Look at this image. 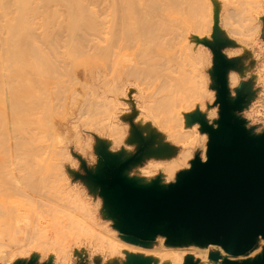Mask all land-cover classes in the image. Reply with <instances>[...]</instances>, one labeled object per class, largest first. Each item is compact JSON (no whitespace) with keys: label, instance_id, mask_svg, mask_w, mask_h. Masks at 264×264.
I'll list each match as a JSON object with an SVG mask.
<instances>
[{"label":"rangeland","instance_id":"obj_1","mask_svg":"<svg viewBox=\"0 0 264 264\" xmlns=\"http://www.w3.org/2000/svg\"><path fill=\"white\" fill-rule=\"evenodd\" d=\"M100 1V6L103 7L106 2L105 0ZM202 1L205 9V12H203L204 17L199 21L200 23L194 33L192 32L193 30H190L192 33L187 31L190 36L188 34V36H184V40H188L187 42L185 41V45L187 43L186 46L188 47L187 50H189L192 44L194 46H191V49L196 48V53L193 58H189L190 62H186V54H182V59V56L178 54L183 50H180V48H185L183 46L177 49V46L182 44L180 42L181 35L178 41L179 38H176V32L173 31V33L170 30L171 34L169 32L167 34L173 35V38H175V40L172 38L175 45H170L172 43L170 40L172 36L167 37L168 35L165 34L166 38L164 37L163 39L169 38L170 40H166V42L170 43H165L168 47L167 45H162V43L159 45V42H157L158 45L156 43L157 46H154L156 48H152L151 52H154L160 46V50L158 48L155 51L156 53H154L159 55L158 51H160L159 59L161 57V60L165 57L163 53H166V58L170 59L169 62L167 61L169 68L163 71L158 79H153L152 76L154 74H150V72V79L146 77L148 76V73H146V79H144L143 75V79L140 77L136 81L137 86L132 95L133 100L130 102L123 100V103L126 104L121 108L123 109L124 119L130 121V125L140 129L145 136L152 133L155 135L158 134L160 138L165 136L167 138V130L163 131L159 125L154 126L155 124L153 125L151 122H148L149 119L145 117L144 113L142 116L139 114L138 108L144 103L145 97L149 98V102L158 101L157 103L163 105L175 99L179 101L176 104L177 107H173L174 112L179 111L185 114V117L188 115L191 117V120L194 119V122L192 121L193 123L190 125L197 126L199 124L202 128L200 121L204 120V123L207 125H212L211 127L217 128L220 119V106L218 104L220 83L218 81V74L225 68L229 100L233 103L238 99H243L242 109L236 112V117L245 123L246 129L253 136H262L264 135V0ZM10 3L12 4V2H9V7L13 8V13L11 14L10 12V16L12 15L11 18L7 10L6 12L3 10L7 14L3 18V11L1 12L0 10L2 13V15L0 14L1 20L5 19L6 21L7 17L10 20L14 19L15 5L12 4L10 6ZM101 7L99 8L103 9ZM8 10L11 11L10 8ZM235 12L240 13V15L242 14L241 18ZM64 15L62 17L65 18ZM32 18L34 17L32 16ZM32 18L29 20L32 21ZM246 18L247 22L244 23V19ZM107 19L112 21L111 16ZM3 20L2 22H5ZM37 20L39 19L35 20L36 24L35 21H32L33 23L31 22L32 26H34L32 29L36 27L34 32L39 28L37 27L39 26L37 23L40 20L38 22ZM5 23H3L4 27L2 28L9 27L5 26ZM244 24L250 25L252 31L242 32V25ZM0 26H2V23H0ZM4 32L3 29L0 30V43L9 36L4 35ZM37 32L39 33L41 30L39 31L38 29ZM193 36L194 38H192ZM5 40L2 42L3 47H1V44L0 48L5 47L6 49H3V51L0 50V53L7 55L6 58H4L5 55L3 56L4 59L0 55V59L3 60H0V64L5 63L7 60L6 63L9 62L8 66H10L8 67L6 65L8 67L7 70L10 72V70L15 68L12 70L14 73L11 71V74H8L9 78L12 79L10 75L15 76L14 74L20 66L19 63L13 60L15 51L13 52L7 44L4 45V43H7V40L6 42ZM161 41L164 40L161 38ZM95 42L97 40L92 43ZM98 42H102V44ZM98 42L96 46L92 43L90 44L91 51L89 49L86 50L85 56L88 54V57L90 56L89 58L83 56L84 59H87L85 60L87 61L86 64L90 67L84 65V59L81 57L79 63L81 64L83 60L84 64L82 63L83 65L75 67L76 69L74 68V70H78L74 73L72 72V76L67 77L69 79H78V83L76 81L69 83L73 87L72 90L76 89L80 94L74 97L77 100L76 105L72 104V91L66 94V98L60 100L57 111H50L47 115L56 124V129H58L57 136L51 137L48 132H43L44 134H39L38 131L27 133L26 130L32 129V125L24 131H15L11 127L8 128L7 125V129H3V124L0 122V264H134L136 256L142 257L140 260L147 262V264H160L157 261V257L164 247L187 253L194 246L202 249L207 247L190 242L178 243L174 246L172 245L173 247H168V240L164 236H157L155 239L145 242L139 240L133 241L120 233L118 228L119 216L112 210L111 204L104 195L102 191L103 187L98 183L97 178H110L114 176V169H116L121 171L122 177L133 181L141 173L151 171L152 174H155L153 176L154 178L157 175L161 177L160 184L166 188L176 183L181 173L190 170L191 164L196 158L202 160V158L207 156L209 135L201 129L202 134L207 135L205 147L202 142H198L192 146L186 145L184 148H182L183 146H179V144L177 145L171 142L172 148L174 146L176 147V145L178 148L174 147L173 150L170 147L174 152L171 151L173 154H171L169 161H173V158H178L180 152L190 149L189 156L184 160L183 166L176 168L173 175H163V170L157 171L155 168L150 167L149 164L156 160L147 156L146 152L148 148L144 142H140L141 144H139V140L137 142L135 140L134 143L130 142V144L127 141L128 144L125 142H117L115 138L107 139L108 137L106 138L96 126L98 125V119V121L95 119L93 121V119L90 120L91 118L88 119V114L80 115L84 98H88V104L94 105L101 100L103 97L102 94L107 93L112 84H114L113 86L115 88L116 86L119 87L121 83L120 81V83H117L122 70V68L120 69L119 56L114 57L113 55L115 54L113 53V57L108 62L104 58V61H100L102 57L98 53L99 51L101 53L102 49L106 47V42L104 39L98 40ZM176 43L179 44L176 46ZM189 44L191 45L189 46ZM93 46L97 49H94ZM162 46H165V49L175 46L174 49H177V51H170L169 48V52L167 53V50L165 51ZM161 47L165 52L162 49L161 53ZM94 50H97V53H94ZM187 50L186 53L189 52ZM151 52L149 54H151V57L155 61L158 56L156 57ZM91 54H93L92 56L94 54L99 56H97L98 58L95 57L93 61ZM9 58L11 61H9ZM166 58L161 63L158 62L159 59L156 61L160 64L165 63L164 65H167L165 62ZM27 61V64H32L31 59L30 61L27 59ZM158 63L157 65H160ZM12 65L16 66L13 67ZM1 66L3 65L1 64ZM6 66H4V69L3 67L1 69L5 70ZM29 67L31 68V66ZM146 67H141L140 65V69L142 70ZM30 68H27V72H29L27 77L29 78L30 76L33 78L29 71ZM2 70L0 71L3 73L2 77H6L3 75L4 73L6 75L7 71L3 72ZM84 74L88 78H85ZM99 75L102 78L104 76V78L101 79ZM113 75L117 77L115 76V78ZM109 78L112 81L107 85L106 82L110 81ZM3 82L1 81L0 85L2 87L0 88V96L4 92L5 98L7 86L4 87ZM105 85L109 88H106ZM108 94L109 98H114L113 95L110 96L111 93L108 92ZM147 98H145V101ZM0 101L2 102V100ZM3 101L5 102H2L4 107L7 103L6 99ZM134 102L137 105H134ZM3 107L1 108L3 109ZM2 109L0 110L2 112L0 116L2 114L1 118L6 119L5 121L0 119V121L2 120L5 122L4 124H7L9 122L7 118H10L9 111L7 106H5L4 110ZM158 114L159 116L165 115L163 112H158ZM4 115L7 117H3ZM41 116L43 115L41 114ZM31 119L34 118L31 117ZM87 119L92 122L86 121ZM147 123L148 125L150 124L148 126L151 127L150 130L144 129V125ZM202 134L200 133V135ZM26 137L30 138L29 147L31 149L41 150L40 155L39 152L37 153L38 156L31 154V159L36 162L48 158L47 155L49 152L54 150L49 155L54 167L48 173V180L44 178L42 180L43 184L40 187L26 181L27 172L23 166V162L27 156V150L24 146ZM114 156H118L117 159ZM107 157L118 162L115 161V164L112 162L113 160ZM107 159L109 160L107 161ZM5 161H7V164L4 163ZM9 165L12 166L8 167ZM3 166L7 168L4 169L2 168ZM8 211H10L12 217H10L11 215H9ZM24 219H28L31 223L30 228L32 231L37 230L39 232V238L42 240L41 246H32V244L28 246L24 242ZM111 237H114L113 240H116L114 243L115 246L110 243ZM262 242L264 240L259 239V247L256 249L258 245L256 244V247L251 252L240 258L230 257L228 255L225 257L236 262L253 261L263 253L261 249ZM218 252L217 250L210 251V253ZM189 263L186 262V264ZM191 263L198 264L195 261ZM222 263L223 261L218 262V264Z\"/></svg>","mask_w":264,"mask_h":264},{"label":"bare ground","instance_id":"obj_2","mask_svg":"<svg viewBox=\"0 0 264 264\" xmlns=\"http://www.w3.org/2000/svg\"><path fill=\"white\" fill-rule=\"evenodd\" d=\"M198 1L199 0H105V5L101 7L100 0H0L1 12L3 10L6 12L7 10L9 12L10 18L12 16H10V12L11 14L13 13V8L9 7V2H12V4L15 5V7L13 6L15 9V15L13 16L14 19H11L13 20L12 23L10 19H7L9 17L6 18V21L9 20V23L7 22L8 25L7 23H5V19H2L3 21H5L2 22L0 18V23H2V26H0V30L3 29L5 31L4 35H9L7 36L8 39L6 37L7 43H4V45L7 44L8 47L13 50V52L15 51V54L13 53V60H15L16 63H19L20 66V70L17 69V72H20L17 73L15 71V76L10 75V77H12L11 79L9 78L8 74H11V71L15 68L10 70L9 72L7 69L10 66H8L9 62L6 63L7 60L5 61V63H1L3 66H1L0 64L1 68L3 67V69L4 66H8H6L5 70H2L0 68V71H7L6 75L5 73L3 75L6 77H2L3 73L0 72V80L4 81V87L7 86L5 90V98L4 92H2L3 94L1 93L0 98H2V96L3 98L0 100L4 102L3 100L6 99L7 105L5 106H7L10 116V118H7L9 119V122L6 120L8 123L4 124L5 122L3 121H5L6 118L2 119L1 114L0 119H2L3 121L1 120L0 122L3 124V129H7V125L8 128L11 127L15 131H24L25 129L30 127V125H32V129L26 130L27 133L38 131L39 134L48 132L51 137L57 136L58 129H56V124L52 122L50 120V116L47 115L50 111H57V106L58 103H60V100L66 98V94L71 93L72 91V104L76 105L77 100L74 97L76 95L79 96L80 94L76 89L72 90L73 87H71L69 83L71 81H76L78 83V79H69L67 77L72 76L71 73H74L78 70H74L75 67L84 64L83 60L81 64L79 63V60L81 57L84 59L83 56L86 55V50L89 49V51H91L90 44L96 40L98 42V40L104 39L106 42V44L104 42L106 47L104 49L101 48V53L98 50V54H100V57H102L100 61H104L105 59L108 62L111 57L119 56V64L121 66L120 69L122 68V70L121 76L119 75L120 79L118 78V82L116 79V82L121 83L119 87L115 85V88L113 86L114 84H112L113 87L111 86L109 90L107 89V93L102 94L103 97L101 98V100L99 102H96L94 105L88 104V98H84L82 109L80 110V115L88 114V119L91 118L90 120L93 119V121L98 119V125L96 126L101 130L106 138L108 137L107 139L115 138L117 142L125 143H128L127 141H129V143H134L135 140L136 142L139 140V144L144 142V144L148 148V151L146 152L147 156L152 157L156 160L155 162H151L150 164L148 163L150 167L155 168L157 171L163 170V175H173L175 169L183 166L184 160H186V158H188L189 156L190 149H182L184 148V146H192L197 144L198 142H202L205 147V143L207 142V135L202 134L201 129H203V127L201 128L199 124L197 126L190 125L194 122V119L191 120V117L188 115H186L185 117V114H182L179 111L174 112L173 107H177L176 104L179 100L176 101L175 99H172V101L163 105L157 103L158 101L149 102V98L145 97L147 98V100L145 101L144 98V103L140 106V108H138L139 114L142 116L144 113L145 117L149 119L148 122H151L153 125L155 124L154 126L159 125L163 131L167 130L166 132L168 133V137L166 138V136H161L162 138H160L158 134L155 135L152 133L145 136L140 131V129H137L134 126L130 125V121H126L124 119L123 109L121 108L126 105L123 103V100H127L128 102L133 100L132 95L137 86L136 81H138L140 77L144 75V79H146V77H149L148 79H150L149 73L151 72L150 74H154L153 76L151 75L152 78L158 79L162 75L163 71L169 68L168 62L170 59L166 58V53H163L165 57L162 55L164 57V59L162 58V60L161 57L159 59L160 51H158L159 55L155 54V51L158 50V48L160 50V46L157 47V49L154 51L155 53L153 51L151 52L152 48H156L154 46L157 42H159V45H161V43L162 45H167L170 42H166V40L172 41L173 35L167 34L168 32L170 34L173 31L176 32V38H179L178 41L182 36L180 40V42L182 43L180 44L181 46H177L180 42L176 43V46L177 49L183 46L185 48H180V50H183H181V53L179 52L178 54H180V56H182V54H186V62H190L189 58H193L194 54L196 53V48H192V50L191 46L193 47L194 45L189 44V46H191L189 47V50H187L188 47L186 46L187 43L185 45V41L187 42L188 40H184V36L187 34L189 35L187 31L190 30H193L192 32L194 33V31H196L197 29L196 27L200 23L199 21L204 17L203 12H205V9L202 5L203 1ZM12 4L10 3V6H12ZM34 4L35 6H33ZM99 7L103 9H100ZM9 8L11 9V11L8 10ZM4 11L2 12L3 15L0 12L3 18L7 15L6 13H4ZM63 14H65V18L62 17ZM199 14L201 17L199 16ZM236 15L240 16L241 18L242 14L240 15V13H236ZM32 16L34 18H32ZM109 16L112 17V21H109L107 19ZM100 17H102V19H100ZM30 18L33 19V22L36 19L40 20V22H38L39 20H37V25L39 24V26L35 25L36 21L34 25L39 27L38 29L39 31L41 30V32L38 33V29L36 32H34L36 27L32 29V27L34 26H32V21L29 20ZM246 22L247 18L244 19V23ZM3 23H5V26L9 27H6L7 29L2 28L4 27ZM6 30L8 31L6 32ZM232 30L234 31L233 28ZM248 31H252L250 25H242V32ZM165 34L168 35L167 37L172 36L171 39H163L165 37ZM161 38L164 41H161ZM192 38H194V36ZM93 39L95 40L93 41ZM4 40H2V42H4ZM173 40H175V38H173ZM2 42L0 43V45L2 44ZM97 42L92 44L96 46ZM98 43L102 44V42ZM172 43L170 45H175V43ZM1 47H3V44ZM101 47L103 46L101 45ZM162 47L161 53L162 49L165 46L163 48ZM174 47H169L170 51H177V49H174ZM95 48L96 47H94V49ZM3 49L5 50L6 48H0L1 51H3ZM164 49L163 52H165L166 50L167 53L169 52L167 48L165 49V51ZM186 50L189 52L186 53ZM96 51L97 50H94V53ZM149 51L151 53H154L156 57L158 56V58L155 57V61L153 60L154 58L151 57V54H149ZM8 53L10 52L8 51ZM113 53L115 55L112 56ZM2 54L3 53H0V55ZM4 55V58H6L7 54L4 53ZM4 55H2V58ZM92 55L93 54H91V59L93 61L95 57L99 56H96L95 54L94 56ZM85 57H88V54ZM26 58L29 59V61L31 59L32 64H27L28 61ZM165 58V62L167 65H164L165 63L160 64L161 61L163 62V60H165ZM182 58L183 56L181 57V59ZM158 59V62L160 63L156 61ZM0 60L3 61L2 59ZM85 60L87 59H84V65L88 67L89 65L86 64L87 61ZM9 61H11L10 58ZM154 62H157L160 65H157V63ZM143 64L145 65L143 66ZM140 65L141 67H147L142 70L140 69ZM29 66H31V68ZM27 68H30L29 71L33 78H31L30 76L29 78L27 77L29 73L27 72ZM12 72L14 73V71ZM146 73H148V76L145 75ZM84 76L85 78H88L86 74H84ZM103 78L101 77V79ZM110 79L111 78H109V80ZM111 81L112 80L106 82V84L108 85L109 83H111ZM108 92L111 93L110 96H114V98L112 97L113 99L108 97ZM2 102L0 101L1 107H3ZM133 104L137 105L136 102H134ZM5 106L3 107V109L1 107L0 108L4 110ZM158 112H163L165 115L159 116ZM0 113L2 112L0 111ZM41 114L43 116H41ZM5 116L6 115H4L3 117ZM31 117H33L34 119H31ZM88 119L86 121L92 122ZM201 122H204V120L200 121V124ZM148 126H150V124L148 125V123L144 125V129L150 130L151 127ZM199 132L202 135H200ZM25 141L26 142H24V146L27 150L26 155L29 157L28 158L26 156L23 162V166L25 168V171L27 172L26 181H29V183L40 187L43 184L42 180L44 178L48 180V173L51 172L54 167L51 157H49L51 151L54 150H51L49 152V154L47 155L48 158L41 159L36 162L31 159V154L37 155V153L39 152L40 155L41 150H33L31 149V147H29L30 138L26 137ZM171 142H174L177 145L179 144V146H183L181 149L184 150L180 153L178 152V158H173V161H169L171 154H173L172 152H174L171 150ZM177 145L176 147L178 148ZM111 156L113 157V155ZM117 157L114 156L115 159H117ZM107 158L110 159V157ZM109 159H107V161ZM205 160L206 157L202 158V161ZM115 161L116 160H113L112 162L115 163ZM4 163L7 164V161H5ZM10 166L12 165H9L8 167ZM2 168L6 169L7 167L3 166ZM154 175L155 174H152L151 171L141 173L134 178L133 183L138 187L161 185V177L157 175V177L154 178ZM8 213L9 215H11L10 211H8ZM9 215L8 218L10 219L12 215L10 217ZM23 222L24 242H26L28 246H30L31 244L32 246H41L42 240L41 238H39V232L37 230H31V223L28 221V219H24ZM120 223L123 224L122 218L120 219ZM113 238L114 237H111L110 243L115 246L114 243L116 240H113ZM175 244L177 243L167 241V245H169L168 247H173ZM258 247L259 244L257 245L256 249ZM263 248L264 242H262L261 244V249L263 250ZM203 249L199 248L198 246H194V248L189 253H187L164 247L163 250L159 253L157 261L160 264H186V262L191 261H195L198 264H218L219 261H213L208 257L210 251L213 250H217L220 252L222 260L226 258V254L218 246H207ZM140 258L142 257L136 256L134 264H147V262L141 261Z\"/></svg>","mask_w":264,"mask_h":264},{"label":"water","instance_id":"obj_3","mask_svg":"<svg viewBox=\"0 0 264 264\" xmlns=\"http://www.w3.org/2000/svg\"><path fill=\"white\" fill-rule=\"evenodd\" d=\"M218 81V126L201 122L209 135L205 161L196 158L190 170L166 188L138 187L116 169L110 178H97L119 216L123 236L145 242L164 236L177 244L218 246L230 257L244 256L264 240V135L253 136L236 117L243 99L229 100L225 68ZM209 259L264 264V249L253 261L222 260L219 253H210Z\"/></svg>","mask_w":264,"mask_h":264}]
</instances>
